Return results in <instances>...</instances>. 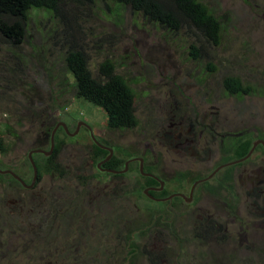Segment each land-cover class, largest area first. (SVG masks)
<instances>
[{"label":"rangeland","instance_id":"obj_1","mask_svg":"<svg viewBox=\"0 0 264 264\" xmlns=\"http://www.w3.org/2000/svg\"><path fill=\"white\" fill-rule=\"evenodd\" d=\"M197 1L219 22L215 43L100 2L30 11L19 45L0 38L1 161L16 160L30 180L27 153L48 151L54 130L50 167L32 155L41 177L19 193L21 215L2 216L0 264H264V204L237 179L219 184L220 195L204 199L200 185L189 201L158 203L143 194L151 185L137 160L123 170L139 158L142 171L163 182L160 196L187 197L195 178L235 159V145L248 150L264 137V0ZM68 50L85 55L92 77L111 63L133 97L132 128L109 130L101 109L75 98L63 65ZM227 79L237 93L227 91ZM85 126L120 162L118 175L97 170ZM261 160L256 147L230 170ZM223 197L231 199L222 208ZM13 199L8 193L3 211Z\"/></svg>","mask_w":264,"mask_h":264},{"label":"trees","instance_id":"obj_2","mask_svg":"<svg viewBox=\"0 0 264 264\" xmlns=\"http://www.w3.org/2000/svg\"><path fill=\"white\" fill-rule=\"evenodd\" d=\"M97 2L127 7L131 12L140 13L147 21L166 30L177 31L181 26L191 28L206 41L213 43L220 30L217 18L197 0H0V38L10 46L19 45L24 33V21L30 11L56 12L63 3L80 6ZM63 65L71 75L75 98L101 109L109 130H125L135 125L130 89L113 73L109 61L105 60L98 65L95 77L91 76L86 57L79 50H68ZM224 86L227 91L235 93L237 90V83L230 79L224 81ZM92 146L97 159L106 154L94 143ZM241 146V152L236 153L235 157L247 152L248 145L245 143ZM110 162L105 167L117 170L122 168L120 162L114 160L116 165ZM148 181L154 183L150 179Z\"/></svg>","mask_w":264,"mask_h":264},{"label":"flooded vegetation","instance_id":"obj_3","mask_svg":"<svg viewBox=\"0 0 264 264\" xmlns=\"http://www.w3.org/2000/svg\"><path fill=\"white\" fill-rule=\"evenodd\" d=\"M60 124L61 123L56 124L55 127L59 126L60 129L63 130ZM85 127L87 128L89 135H90L89 127H87V126H85ZM52 131H54V130H52ZM254 141H261L264 144V137L258 138ZM48 142H49V139H48ZM98 145L100 146V147L99 146L98 147L101 148V150L105 151L106 154L103 155L102 157H100L99 161L96 163L95 166H96L97 170L103 174H107V175H111V176L118 175L121 172L120 170L110 169V168L105 167V164L109 163L110 160L113 158L111 155L108 157V151H107L108 148L106 146H103L100 144H98ZM178 145H179L178 151H184L185 150V148H186V142L185 141L179 143ZM256 147L261 148L263 153H264V146L261 143H257L255 145L253 151L255 150ZM233 148L236 149L235 150L236 153H239L242 150L241 144H237ZM248 150H247V152H248ZM246 153L243 156L235 157V159H226V161H223L222 163H219L218 165H216L213 168V170L208 172L206 175H199V177L195 178L194 181L190 185V188H191L193 183L198 182L193 187L192 192L198 186L201 185L203 187L201 190H202V192L204 190V193H205V194H203L204 199L207 198L208 195L209 196L215 195V194L220 195L221 193H220L219 184H221V183H223V184L230 183L231 184L232 182H234L237 179L238 184H239V190H242L245 194H249L250 191H252V190L255 191L256 192V198H259L258 200L261 201V204H264V165H262L264 162L261 160V164L255 165V166L252 165L251 168H249V169H246V168L242 169L237 174L235 171L230 170V168H235L237 165L241 164V162L248 160V158L250 157L251 154L246 159L238 161L241 158H243L246 155ZM38 154H41V153H38ZM41 156L45 160L44 165L42 167H44V169L49 168L50 167V161H49L50 156L49 155L45 156L43 154H41ZM111 162L115 163V165H116V162H114V160L113 161L111 160ZM232 162H234V163H232ZM33 163H34V166L36 168V176H35V179L33 181V184L30 186L31 181H32V177H33V173H32L31 166L29 163H28V167H29V172L31 174V178H30V180H27V178L24 176L25 174L23 173L22 167H20L22 165H18L16 160H14V162H10V164H7L6 161H4V160L1 161V158H0V221L3 218L2 216L6 217L7 213L8 214H15L17 216L21 215L23 203L21 202V199L19 197V193H21L23 190L30 191L31 189H33L35 187V184L38 183V181L41 177L38 174V170H37L39 167V163H36L34 160H33ZM124 163H123V166H124ZM226 164H229V165H226ZM97 165H98V167H97ZM205 167L207 169H209L211 166L208 168V165L205 164L204 168ZM106 170H111V171H115L118 173H112V172H109ZM44 172H47L48 175H51L50 171H44ZM220 172H222V173L220 174L221 175L220 178L217 180L218 185L217 184L216 185H208V184H210L211 181L214 180L215 176H217V174ZM140 176H142V175H140ZM208 176H210V177L207 179ZM143 178H145L147 181H148V179H150L154 182L153 184L151 182H148V184H150L151 186H146V188H144V191H146V194L149 197H147V195L143 193L144 196L153 202L159 203V202H161V200L165 201L166 197L160 196L162 194L163 182L160 181L158 178L152 179V178L147 177V176H143ZM241 178L247 179L248 180L247 183L241 185L240 180H239ZM201 180H203V181H201ZM159 182H162L161 187H160ZM244 186H246V187H244ZM258 186H260V187H258ZM190 188H189V191H190ZM232 188L239 193L237 184H234L232 186ZM246 189H249V190L247 191ZM228 190H230L229 187H228ZM8 193H11L12 195H14L15 199L9 200V203L11 204L12 207L7 211H3L2 208H4L6 206V199H7ZM177 194H181V193H177ZM188 194H189V192H188ZM258 194H260V195H258ZM183 197H184V199H187L188 196L187 197L183 196ZM177 198H179L181 200V202H185L183 198H180V197H177ZM190 198H191V195H190ZM239 198L241 199L242 197L239 196ZM230 199L223 197V202L219 203L220 207H222V208L225 207L226 203ZM239 204H241V203L239 202L237 204V206ZM206 228H207V230H209L210 226L208 224H206ZM1 232H2V229L0 228V234H1ZM1 246H2V241L0 239V248H1Z\"/></svg>","mask_w":264,"mask_h":264},{"label":"water","instance_id":"obj_4","mask_svg":"<svg viewBox=\"0 0 264 264\" xmlns=\"http://www.w3.org/2000/svg\"><path fill=\"white\" fill-rule=\"evenodd\" d=\"M60 125H61L62 129L64 130V132L67 134L64 124L61 123ZM53 132H54V131H52L51 134H50V136H49V149H48V151L45 152V151H42V150H40V149H34V150H30V151L27 153V156H26V157H27V161H28V163L30 164V166H31V170H32V173H33V177H32L31 185L33 184V181H34L35 176H36V168H35L34 163H33V160H32V155H33V154H37V153H41V154H43V155H45V156H48V155L51 153V149H52V145H53ZM90 138H91L92 142H93L95 145L99 146L98 143L94 140V138H93L92 135H90ZM257 143H261V144L264 146V144H263L261 141H254V142L252 143L250 149H249L248 152L246 153V155H245L243 158H241L240 160H238V161H241V160L246 159V158L251 154V152L253 151V149H254V147H255V145H256ZM99 147H100V146H99ZM107 151H108V157H109V156L111 155V150H110V149H107ZM135 160L138 161V172H139L140 175H142V176H147V177H150V178H152V179H156V178H155L154 176H152L151 174H146V173H144V172L142 171V163H141V159H139V158H131V159L127 160V161L124 163L123 170H125L126 165H127L128 162L135 161ZM232 163H234V162H232ZM226 165H229V164H226ZM97 167H98V165H97ZM106 171H109V172H112V173H118V172L111 171V170H106ZM209 177H210V176H208L207 179H208ZM201 181H203V180H201ZM199 182H200V181H199ZM197 183H198V182H195V183H193V185L191 186L187 199H184V197H183L181 194H177V193H176V194H173V195H171V196H168L166 199H171V198H173V197H180V198H183L185 201H189V199H190V195H191V192H192V189H193V187H194ZM159 184H160V187H161V186H162V182H159ZM143 193L146 194V191H144ZM146 195H147V194H146ZM147 197H149V196L147 195ZM161 201H163V200H161Z\"/></svg>","mask_w":264,"mask_h":264}]
</instances>
